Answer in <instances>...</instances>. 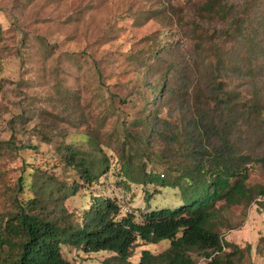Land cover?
Here are the masks:
<instances>
[{"label": "rangeland", "instance_id": "1", "mask_svg": "<svg viewBox=\"0 0 264 264\" xmlns=\"http://www.w3.org/2000/svg\"><path fill=\"white\" fill-rule=\"evenodd\" d=\"M203 1L0 0V210L6 187L19 175L24 177V196L31 194L33 172L70 181L74 170L61 163L58 146L81 142L88 131L99 134L111 158L102 191L129 208H141L147 200L161 202L165 195L156 193L154 185L126 187L118 174L115 139L126 124L138 126L150 109L174 123L181 119L182 126L185 115L204 106L206 83L213 77L242 99L264 104V57L249 63L239 38L222 33L223 20L214 16L202 21L197 13ZM247 1L239 7L238 19L244 25L248 20L264 43V0ZM161 83L163 98L155 93ZM149 84L156 86L151 102ZM241 111L227 114L229 122L236 118L230 126L232 143L240 152L264 153V123L255 115L245 119ZM8 143L36 148H9ZM146 143L141 166L165 176L169 160L185 155L183 137H149ZM247 182L264 186L261 163L252 164ZM86 187L65 200L76 218L93 195ZM231 207L218 221H224L222 236L243 247L233 264H264V195ZM167 244L168 239L137 244L132 261L141 247L159 251ZM61 249L75 264H100L110 254L85 252L69 243ZM194 259L207 264L201 255Z\"/></svg>", "mask_w": 264, "mask_h": 264}, {"label": "trees", "instance_id": "2", "mask_svg": "<svg viewBox=\"0 0 264 264\" xmlns=\"http://www.w3.org/2000/svg\"><path fill=\"white\" fill-rule=\"evenodd\" d=\"M247 2L204 0L197 15L202 21H210L214 16L223 20L222 33L239 38L250 63L255 56L264 57V43L257 39L248 20L244 25L238 19L239 7ZM197 26L195 23L194 31ZM1 31L0 25V34ZM217 63L224 61L219 59ZM210 81L205 87L204 106L185 115L182 126L181 119L174 123L156 110L145 109L139 125L132 127L129 122L115 139L118 174L125 186L152 184L156 193L165 195L161 202L154 200L156 203L150 204L147 200L141 208L128 207L123 212L125 204L99 187L110 170L111 158L103 149L99 134L88 131L85 140L63 141L58 146L61 163L74 170L70 181L33 172L28 183L30 195L21 194L25 188L22 175L6 187V204L0 210V264H75L63 254L62 243L85 252L110 251L100 264H196L195 255H201L207 264H233L235 258L243 255V247L222 236L219 228L224 221H218V217L227 216L225 212L233 205H244L259 194L264 195L263 185L247 182L254 162L264 166V153L237 150L230 138V126L236 118L229 122L227 114L241 109L245 119L255 115L264 123V104L260 105L255 98L242 99L223 80L213 77ZM149 85L148 102L156 94L164 97L163 83L156 94L152 88L156 86ZM164 136L183 137L185 152L182 159L169 160L167 176L141 166L148 138ZM8 147L35 149L36 145L8 143ZM82 187L90 188L93 195L76 218L65 200ZM162 239H168L163 249L141 247L137 260L132 261L137 244Z\"/></svg>", "mask_w": 264, "mask_h": 264}, {"label": "built area", "instance_id": "3", "mask_svg": "<svg viewBox=\"0 0 264 264\" xmlns=\"http://www.w3.org/2000/svg\"><path fill=\"white\" fill-rule=\"evenodd\" d=\"M127 210H128V207H127L126 205H123V206H122V211L125 212V211H127Z\"/></svg>", "mask_w": 264, "mask_h": 264}]
</instances>
